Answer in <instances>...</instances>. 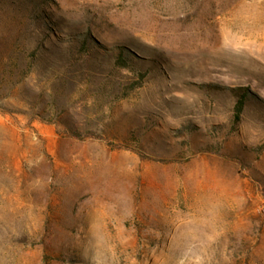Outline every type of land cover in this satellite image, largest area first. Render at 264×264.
Segmentation results:
<instances>
[{"label":"rangeland","instance_id":"1","mask_svg":"<svg viewBox=\"0 0 264 264\" xmlns=\"http://www.w3.org/2000/svg\"><path fill=\"white\" fill-rule=\"evenodd\" d=\"M263 205L264 0H0V264H264Z\"/></svg>","mask_w":264,"mask_h":264},{"label":"trees","instance_id":"2","mask_svg":"<svg viewBox=\"0 0 264 264\" xmlns=\"http://www.w3.org/2000/svg\"><path fill=\"white\" fill-rule=\"evenodd\" d=\"M242 108H243V101H241L238 105H237V117L240 116V112L242 111Z\"/></svg>","mask_w":264,"mask_h":264},{"label":"built area","instance_id":"3","mask_svg":"<svg viewBox=\"0 0 264 264\" xmlns=\"http://www.w3.org/2000/svg\"><path fill=\"white\" fill-rule=\"evenodd\" d=\"M262 209H263V211H264V205H263V208H262Z\"/></svg>","mask_w":264,"mask_h":264}]
</instances>
